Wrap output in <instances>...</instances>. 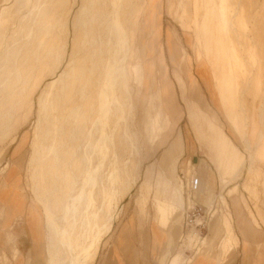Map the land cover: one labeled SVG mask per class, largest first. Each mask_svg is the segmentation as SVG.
<instances>
[{"label":"rangeland","instance_id":"rangeland-1","mask_svg":"<svg viewBox=\"0 0 264 264\" xmlns=\"http://www.w3.org/2000/svg\"><path fill=\"white\" fill-rule=\"evenodd\" d=\"M90 2L92 3L91 0H0V61L12 60L17 50L18 57L21 60L27 59L37 66L34 72L33 85L27 92L23 93L21 99L17 100L18 105L15 112L12 113V137L8 139L0 138V186L5 185L10 166L15 161L18 162L21 157H24L21 170V191L30 199L29 204L32 202V196L29 182L30 172L27 163L32 153L35 139L38 136L39 99L46 91L48 84L59 81L60 77L69 69V64L74 62L76 66L84 59L85 50L87 51L88 48V45L85 49L83 47L87 30L85 25L87 16L82 17L80 12L84 7L91 6L94 8ZM148 5L149 0H125L123 4L122 16L124 21L128 23L127 26L131 37L130 51L126 57V66L128 65L126 76L131 84L134 110L131 117L128 118L127 124L120 123L115 129V148L110 155V161L107 162L106 170H111V167H113V155L115 154L118 158V164L116 172L112 175L113 178L105 180V191L107 194L106 218H110L112 215H119L122 206L123 211L115 222L112 233L105 237L100 245L97 258L93 264L112 263L119 257L124 258V253L119 251L117 246L123 248L119 243V239L126 236L129 237L131 243L130 251L126 254L128 256L127 261L137 264H147L150 261L149 225L146 226L143 238L135 237L134 224L130 221H134L135 226L141 229L140 227H142L146 219L154 215L155 219L160 221V229L171 226V218L167 224V221L162 219L161 208L156 206L158 204L162 206L166 199L164 194L158 192L157 179L161 172L157 163L164 154L168 151L171 152V150L174 152V157L179 158L174 188L181 198L176 204L177 218L180 221V225L176 229V247L172 253L180 251L185 255L184 252L188 245L184 238L189 231L184 227L182 216L187 205L191 202L185 195V183L184 180H181V172L191 177L197 175L201 180V193L196 197V202L204 207L208 220V229L207 238L201 245L203 247L199 253L203 252L202 254L205 255L210 250L209 246H212L213 257L221 255L220 241L222 238H229L226 235V227L230 223L235 228L236 235L241 242L244 240L245 233L248 232V234L253 236L250 239L252 242L251 248L255 252H260L261 248L264 247V224L260 221V228H256L251 221L249 213L251 215L254 213L261 219L264 214V138L262 140L258 138V132L261 129L264 130V0H207V8H202L201 15L207 16L211 22L210 24H212L211 27L215 29L217 48L221 53H225L226 75L232 86L231 91L226 92L227 89H224V93L230 101L227 104L229 107L228 115H222V107L219 100L217 103V100L215 99L214 101L212 98L213 92L217 93V98H219L220 92L213 86L214 80L208 70L209 67L207 66L204 71L199 68L201 61L200 58L196 57L194 49L197 33L205 34L204 45L202 46H204V55H207L205 43L209 37L208 34L211 27L209 25L202 28V32L200 31L201 25L198 27L194 26L192 23V0H159L156 10L158 16L156 25L159 28L155 29L153 40L142 37L140 32L141 29L146 31L145 21L149 13ZM98 8L99 5H97ZM203 11L205 12L203 13ZM90 15L88 14L89 19L91 18ZM183 20L192 25V32L182 29L181 22ZM150 26L148 23V27ZM92 30L95 33L97 28L95 27ZM94 35L97 39L96 33ZM149 42L152 50L145 59V65L148 68L147 74L152 69L153 60L157 61L161 57L170 83L175 89L179 110V120L175 128L171 135L168 134L169 137L160 138L157 149L152 148V145L157 146L156 142L152 145L148 142L141 90H139L137 82L131 76L134 68L137 69V75L140 69V66L136 65V59L133 57L136 46L143 44V46L147 47L146 44ZM169 42L175 54H181L183 57V68L186 73L190 74L189 76L192 78L190 82L193 81L195 84L194 66L197 62V72L204 74V82L207 86L206 88L205 84L199 81V87L204 97L202 109L218 116L225 131L245 159V168L240 178L236 179L239 176L234 173L232 177L236 180L230 183L224 180L225 176H220L221 180L219 181L217 170L208 160L207 148L197 142L188 123L186 105L184 103L186 99L184 100L182 96V85H180L178 75L180 74L186 81V84L183 85L186 88V93L191 87L185 73L177 69L173 63V53L169 51V45L167 44ZM86 64L90 67L89 62H86ZM99 79L100 73L97 72L92 77L93 82L90 85L92 94L98 89L97 81ZM61 85L57 84L54 91L59 90ZM148 86L147 80L146 86H144V103L146 106L150 102L154 105V101L156 104H160L159 89L156 88L154 91V94H157L154 99ZM215 102L216 105H214ZM217 104H219L221 110ZM190 107L193 108L192 106ZM151 111L152 114L156 113L155 109ZM42 126L45 127V124ZM125 126L128 129L127 133H131L128 138H124ZM159 135L157 134L156 137ZM180 135L184 143V150L181 151L172 146ZM244 143L247 146L250 145L254 150L247 148ZM256 144H259L257 148H255ZM252 156L254 157L253 159ZM187 161L192 163L198 161L199 164L197 167L190 164L189 169H187ZM250 161L253 162V169L251 170L248 167ZM128 162L127 176L123 171L125 164ZM150 166L154 168L152 180L151 168L146 172ZM164 174L167 175L166 173ZM210 178L213 179L212 182ZM136 179L138 180L137 186L134 187L130 194L125 192L124 195H121L122 191L130 187ZM146 179L148 180V188L144 187L143 189L146 192L147 203L144 205L141 198V188ZM102 187L100 182L97 190H101ZM211 187L213 188L212 197L207 202ZM174 188L168 186L169 196L174 192ZM103 195L98 193L96 197L97 209L102 204ZM150 196H152L153 200L150 199ZM56 212H58V207H56ZM57 215L60 216L59 213ZM239 222H242V224ZM103 223L104 221L101 222V224ZM17 226L25 230L23 222H20ZM180 238L182 239L179 244ZM45 246L47 247V242L44 240L42 252L36 250L33 259L27 256L26 263L29 260L28 264H46L48 256H45ZM227 247L230 253L227 254L225 259L223 257V264H239L241 245L236 247L234 242L231 245L229 242ZM193 248L186 251L187 256L195 255ZM8 250L11 256V249L8 248ZM163 257H165L164 252L161 254L160 259ZM165 259L167 264L170 258L167 256ZM185 261H187L186 257ZM2 262L0 260V264Z\"/></svg>","mask_w":264,"mask_h":264},{"label":"bare ground","instance_id":"bare-ground-1","mask_svg":"<svg viewBox=\"0 0 264 264\" xmlns=\"http://www.w3.org/2000/svg\"><path fill=\"white\" fill-rule=\"evenodd\" d=\"M91 1L90 4L94 8L84 7L80 12L82 17L87 16V20L85 19L87 30L83 47L85 49L88 45V48L87 51L85 50L84 59L79 65L75 66L74 62L69 64V69L60 77L59 81L48 84L46 91L39 99L38 136L27 163L30 172L32 202L29 204L30 199L21 191V170L24 157L10 166L6 183L0 186V218L6 215L4 205L9 204L8 217L18 218L24 223L27 232H37L40 234L39 236L43 237V241L47 242L48 264H93L100 245L104 238L112 233L115 222L123 211L122 206L119 215L106 218L105 180L113 178L112 175L117 170L118 158L116 154L113 155V167L111 170H106L107 162L110 161V155L115 148V129L120 123L127 124L128 118L131 117L134 110L131 84L126 76L128 66H126V57L130 51L131 37L128 23L122 16L125 0ZM97 5H99L98 9ZM206 5L207 0H192V23L195 27L201 25L200 31L202 28L212 25L207 16L201 15L202 8L206 9ZM94 9L97 10L93 11ZM88 14H91L90 19ZM150 16L149 12L145 21L146 31L140 30L142 37H147V39L151 35L149 29H152V26L148 27V23L151 25ZM95 27L97 28L95 32L97 39L92 30ZM183 28L189 32H192L193 29L187 21H184ZM209 31V37L205 43L206 56L203 55L204 46L202 47L205 34L197 33L196 51L201 61L199 68L204 70L206 66L209 67L208 70L214 80L213 86L220 92L218 99L222 111L228 115L227 104L230 101L225 95L224 89H227L226 92L231 91L232 86L226 75L225 53H221L217 48L215 29L211 27ZM142 46L143 44H138L133 53L136 65L140 66L139 73L137 75V69L134 68L131 75L137 82L139 90L142 87V81L140 82L142 69L143 66H146L145 52L141 49ZM86 62L90 63V67ZM151 66L152 69L147 74V79L150 84V93L155 99L157 95L154 94L157 88L155 85L156 74L154 73L156 64L152 63ZM36 68L37 66L27 59L21 60L17 50L12 60L0 61V138L12 137V113L15 112L18 105L17 100L21 99L23 93L33 85ZM97 72L100 73V79L97 81L98 89L92 94L90 85L93 82L92 77ZM57 84L62 85L55 92ZM144 95L145 93H143V97ZM163 97L169 110V118L164 122L157 121L156 116L161 117L159 114L161 107L154 101L153 109L156 113L148 114L144 120L147 139L151 145L154 140L169 137L174 129L171 118L177 112V102L172 99L170 91ZM185 99L187 102L189 98ZM141 101L144 103V99ZM187 108L190 121L197 124L193 118L195 116L194 109L189 104H187ZM165 123L166 125H164ZM261 123L263 124L262 120ZM43 124L45 127L42 126ZM127 131L125 126L124 138H128V135L131 134H128ZM157 134L160 135L156 137ZM258 138L259 140L264 138L263 129L258 132ZM245 145L252 151L254 150L250 145ZM258 145L256 144L255 148ZM152 148L155 146L152 145ZM240 159L243 164L245 160L242 157ZM128 164L129 162L125 164L123 171L127 176ZM249 164V169H253V162L250 161ZM167 168V157H164L159 165L161 174L157 179V188L158 192L164 194L166 199L162 206L158 205V207L161 208L162 219L168 224L172 212L177 211L176 204L181 198L174 188L175 176L169 173ZM234 171L236 170L234 169ZM100 182L103 187L98 191ZM137 183L138 180H134L130 187L122 191L121 195H124L125 192L130 194ZM168 186L174 188V192L170 196L167 191ZM144 187L148 188L147 179L141 188L142 203L145 205L147 199ZM98 193L104 194L99 209L96 208ZM56 207H58V212H56ZM58 213L60 216L57 215ZM101 220L104 221L103 224H101ZM6 226L7 224L0 223V232H6L7 244L18 255L13 237L17 234H11V231L5 228ZM124 238H128V236L120 239ZM120 239L119 243L123 246ZM184 239L188 243L184 252L186 255V251L193 248V245L200 240L199 233L192 229ZM199 251L198 248L196 253ZM185 255L179 252L172 258L170 264H185V257L192 259L196 256Z\"/></svg>","mask_w":264,"mask_h":264},{"label":"crops","instance_id":"crops-1","mask_svg":"<svg viewBox=\"0 0 264 264\" xmlns=\"http://www.w3.org/2000/svg\"><path fill=\"white\" fill-rule=\"evenodd\" d=\"M158 2H159V0H149L148 9H149V12L151 14L150 21H151V26H152V29L151 28L149 29V32L151 33V35L149 36L150 39L153 38L152 35L156 31L155 29L159 28L156 25V23L158 21V16L156 13ZM154 5H155V11H154ZM183 23H184V20L181 22L182 29H184ZM167 44L169 45V51H171V53H173V55H172L173 63L176 65L177 69H180L185 73V75L188 78V83L190 84V87H191V88H189L188 92L186 93V88L183 87V85L186 84V81L178 73L179 74L178 76L180 78V85H182V96H183L184 100H185V98H187L189 96V99L187 100V102H184L182 100L186 105L188 123H189V125L193 131V134H194L197 142L200 145H202L203 147L205 146L207 148L208 160L211 163V165H213L215 167V169L217 170L218 175H219V181L221 180L220 176H225L224 180L229 181V183H230V182L240 178L242 171L245 168V163H246V162H244L242 164V161L240 158L242 157L244 159V157H243L242 153L239 151V148L235 145L234 141L231 139V137L225 131L223 125L219 121L218 116L215 113H211L209 111L205 112L202 109L204 97H203V94L201 93V90L199 87V81H202L204 84H205V82H204V77H203L204 74L202 75V74H199L197 72V68H198L197 62L194 66V78L196 80V84H195L193 81L190 82V79H192V78H190V76H189L190 74L186 73L184 68H183V64H182V58L183 57L181 56V54L180 55L175 54L173 48L171 47V43L169 42ZM146 45H147V47L142 46V48H141L145 52V59L147 58V55L152 50V46H151L150 42ZM196 47H197V37H196V45H195L194 49H195L196 57H198ZM203 49H204V47H203ZM203 55H204V53H203ZM204 56H206V55H204ZM158 59L159 60H157V61L153 60V63L156 64V67L154 70V73L156 74L155 85L159 89V93H160V96H159L160 97L159 98L160 104L159 105L161 107L160 113H159L161 115V117H159L157 115L156 119H157V121H163L164 122L165 120H167L169 118L170 114H169L168 108L165 105L163 96L165 95V93L170 91V93L172 92V99L176 100V93H175V89H174L173 85L170 83V79L167 75L166 68L163 64V59L161 57ZM147 69L148 68L146 66H143L142 73H141V76H142V79H141V81H142V87H141L142 100H143V93H145V87L144 86H146V83L148 80L147 79ZM145 70H146V72H145ZM176 73H177V71H176ZM148 84H149V82H148ZM205 86H206V84H205ZM148 87L150 90V84ZM206 88H207V86H206ZM213 93L214 94L212 95V98L214 101L216 99L217 103H218L219 99L216 97L217 93L216 92H213ZM176 102H177V100H176ZM187 103L189 104V106H192L194 108L195 116L193 118L197 122V124H195V122H191L189 119L188 110H187ZM143 104H144V114H145L144 119H145V118H147L148 114H150V115L152 114L151 110H153V105H152V103L148 104L147 106L145 103H143ZM214 105H216V102L214 103ZM217 105H218V108L221 110L219 104H217ZM176 111L177 112H175L174 117L171 118V121L173 122L174 128H175V126L179 120L178 107H177ZM221 112H222V115H225V113H223L222 110H221ZM162 116H164V118H162ZM164 125H166V123ZM234 135L236 136V134H234ZM178 137L179 138L176 139L175 144H173L172 146L175 149L178 148L179 151H181V150H184V143L181 139V135ZM157 140H154V142H156V144L159 143L160 139H157ZM155 148H156V145H155ZM157 148H158V145H157ZM235 151H237V152H235ZM173 153L174 152H172V150H171V152L168 151L166 154H164L161 157V160L157 164L160 165V163L162 162V159L164 157H167V165H168L167 171H169V173H172V175L175 176V182H176V174H177V167H178L179 158L174 157ZM190 164H193L194 167H197L199 162L194 161L192 163L191 161H187L186 162L187 169H189ZM236 164H238V165L235 167ZM151 166H153V165H151ZM151 166L147 168L146 172L148 171L149 168H151V180H152L154 168H152ZM234 169L236 171H234ZM234 173H237L239 177L234 179L232 177V174H234ZM195 176H197V175H195ZM197 178L199 179V182H201V180L198 176H197ZM181 180H182V178H181ZM210 180L212 182L213 179L210 178ZM182 183H183V181H182ZM229 183H227V184H229ZM201 187H202V185L200 184V193H201ZM212 191H213V188L211 189V192H210L209 196L207 197V202L212 197ZM150 199L153 200L152 196H150ZM158 205H160V204H158ZM158 205H156V206H158ZM199 205L203 206L202 204H199ZM4 207L6 210V215L4 217L0 218V223H2V225L7 224V226L5 228L8 231H11V234L12 233L17 234V236H13V237L15 239V244H16L15 248L18 251V255H16L14 250L7 244L6 232L5 231L0 232V260L3 261L2 264H28L29 260L26 263L27 256H30V258L33 259L34 253L36 250H38L39 252H42L41 250H43V244H44V241L42 239L43 237L39 236L40 234L37 232L36 233H34L32 231L27 232L26 229L24 230L21 227L17 226V224H19L21 221H19L18 218L12 219V218L8 217V215H9V204H5ZM249 215H250L252 223L254 224V226L256 228L257 227L260 228V226H261L260 221L264 224V214H263L262 219L254 213H253V215H251L249 213ZM171 216H170L171 226L169 228H165V229L159 228L160 221L158 219H155L154 215L149 216L146 219V221L143 223L142 227H140L141 229H138L135 226L134 221H130L134 224L135 237L139 236V237L143 238V236L145 235L146 226L149 225V235H150L149 259H150V261L147 264H166L165 263V260H166L165 257H167V256H169V258H170L168 260L167 264H170L172 258L180 252V251H176V252L172 253L173 249H175V247H176L175 246L176 229L180 225V221H178V218H177L178 215H177L176 210L174 211V213ZM239 223L242 224V222H239ZM228 227H226L227 228L226 235H228L229 238L228 239L222 238L220 241V248L222 249L221 255L213 257V255H212L213 252H211L212 246H209L210 250L207 254L203 255L202 254L203 252H202V253H199L196 256H194L192 259L186 257L187 261L185 262V264H223V262H224L223 257L225 259L227 254L230 253L228 250V247H227L229 245V242H230V245L232 244V242H234L236 247H240V245H241V253H239V255H241V258H240L239 264H264V247L261 248L260 252H255L254 249L251 248L252 242L250 239L253 236L248 234V232L244 229L247 233L244 234V240L241 242L239 237L236 235L235 228L231 225V223L229 224ZM14 229H15V231H14ZM247 229L249 230L248 227H247ZM31 234H32V236H31ZM181 239L182 238H180V240L178 241L179 244L181 242ZM120 241L122 242V244H124L122 246L123 248H120L118 246H117V248L119 251L124 253V258L119 257V258H117V260L115 262L103 263V264H137L134 262L127 261L128 256L126 254L130 251V246H131L129 237L124 238V239H120ZM8 248L11 249V256H10ZM44 252H45V256H48L46 246L44 247ZM163 252H164L165 257H163L164 259L163 258L160 259L161 254ZM46 264H48V258H47Z\"/></svg>","mask_w":264,"mask_h":264},{"label":"built area","instance_id":"built-area-1","mask_svg":"<svg viewBox=\"0 0 264 264\" xmlns=\"http://www.w3.org/2000/svg\"><path fill=\"white\" fill-rule=\"evenodd\" d=\"M182 180L185 183V195L192 203L187 205L183 214L184 227L190 231L195 229L199 233V241L194 244L195 255L198 248L202 249V244L207 238L208 220L204 207L196 202V197L200 194V182L197 176L191 177L181 172Z\"/></svg>","mask_w":264,"mask_h":264}]
</instances>
